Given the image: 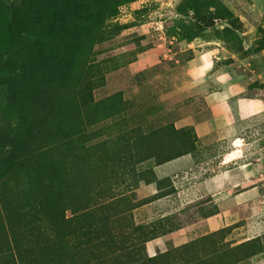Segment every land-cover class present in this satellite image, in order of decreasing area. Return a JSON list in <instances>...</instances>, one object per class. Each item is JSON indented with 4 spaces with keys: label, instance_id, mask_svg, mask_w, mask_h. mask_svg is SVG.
I'll return each mask as SVG.
<instances>
[{
    "label": "rangeland",
    "instance_id": "obj_1",
    "mask_svg": "<svg viewBox=\"0 0 264 264\" xmlns=\"http://www.w3.org/2000/svg\"><path fill=\"white\" fill-rule=\"evenodd\" d=\"M21 2L0 0V264L31 260L28 254L24 260L16 252L14 234L22 217L34 221L47 212L49 220L63 219L69 251L63 264H79L80 255L73 246L78 234L71 232L76 224L90 229L94 222L100 235L130 232V222H160L163 229L175 226L174 231L197 219L196 214L217 211L211 198L184 206L185 201L174 196L158 201L173 193L170 178L162 184L164 196L157 198L159 191L153 195L139 191L141 184L153 179L150 169L155 173L158 165L150 158L136 165L141 173L137 182L141 177L145 180L133 192H127L133 183L128 173L111 178L109 190L101 192L109 201L112 195L127 192L128 202L137 206L119 220L98 222L100 212L94 211L93 219L85 213L93 174L85 177L77 165L86 162L87 156L96 159L97 167L107 164L121 136L132 131L139 136L151 134L173 124L163 115L164 102L172 99L169 85H182L183 65L207 50L216 67H229L239 79L238 95L264 108V0H104L101 17L89 25L90 33L82 36L78 50L69 52L51 30L27 43L15 40L13 7ZM65 54L71 59L62 64ZM190 136L192 152L200 155L198 163L229 149L227 143L200 147L192 131ZM140 144L147 142L142 139ZM91 191V196L97 195V190ZM45 197L50 202L38 204ZM161 211L173 212L161 217ZM102 214L112 215L111 210ZM241 233L230 226L205 235L196 256L208 255L212 264H264V234L252 247L230 250L244 242L246 236ZM85 238L79 235V245ZM148 242L147 255L153 256ZM174 247L167 243L156 254Z\"/></svg>",
    "mask_w": 264,
    "mask_h": 264
},
{
    "label": "trees",
    "instance_id": "obj_2",
    "mask_svg": "<svg viewBox=\"0 0 264 264\" xmlns=\"http://www.w3.org/2000/svg\"><path fill=\"white\" fill-rule=\"evenodd\" d=\"M103 4L104 0H23V2L13 7L14 21L12 26L16 27L11 28L15 40L26 41V43L34 35L42 36L48 30H51L55 32L56 39L65 43L68 52L75 51L78 50V47L75 49L78 43L84 40L82 36L90 33L89 25L103 14L105 10L101 7ZM214 14L220 17V13L215 12ZM65 56L66 58L63 59L62 64L65 60L69 61L71 59V55L65 54ZM48 61L51 66L53 57H50ZM190 131L197 139L192 127L176 128L173 124H167L154 133L141 136L132 131L118 139L117 149L110 153V156L113 157L109 158L107 164L98 167L95 165L96 159H91L88 156L87 159L81 157V160L85 158L86 162L83 161L80 165H77V171L85 177H91L93 174L89 182L91 193L89 192V198L85 201L86 204H89L86 205L85 209L87 210H85V213L93 219L94 211L100 212V217L97 215L98 222H106L109 218L119 220L125 213L132 212L137 205L132 201V203L128 202L131 198L126 193L133 192L139 186V182L145 180L141 177L137 182V176H140L141 173H137L136 165L150 158H155L160 164L192 152L195 147L190 146ZM142 139H145L147 145H137ZM84 148L86 147H82V149ZM44 154L45 152L41 153L42 156ZM150 172L153 179L148 182L156 183L159 191L157 198L166 195L167 193L162 191L165 185L162 184L168 181L169 178L158 179L151 169ZM102 173L103 175H101ZM127 173L132 175L133 183H131L126 193L119 196L112 195L111 201L106 198L107 195L101 194L106 188V192L109 190L108 184L111 183V178L124 176ZM92 189L97 190L96 196H91ZM102 196H104V200L100 201L99 198H102ZM98 200L99 202H97ZM37 202L38 204H45L50 202V199L45 197ZM34 208L36 209V206ZM10 210L7 211L9 217L12 212ZM104 210H111V217L102 214ZM215 212L217 211L210 214ZM44 214L34 218V221L22 217L21 222L18 223V228L15 229L16 252L24 260L27 257L25 254H28L29 259H31L22 264H63V259L69 252L65 244L67 231L63 229L61 223L63 219L60 221L59 217L54 216L50 221L48 213ZM30 222H33V224L30 225ZM94 224V222L90 223V229H86V225L80 227L79 224H76L71 231L78 234L77 241L73 246L74 249H78L79 264H212L209 263L208 255L196 256L197 246L207 236L184 243L166 252L149 256L145 249L146 243L151 239L171 232L175 226L171 225L163 229V224L160 222L147 225L130 222L128 226L130 232L117 231L115 234L104 233L105 235H100L97 231L99 229L98 225ZM25 226H30V228L24 229L18 234L20 228ZM89 230H92L93 236L89 235L91 232ZM79 235L83 238L86 237L80 245ZM259 239V237H255L246 240L230 248V250L234 253L242 247H252L250 245ZM72 264H76V261L74 263L72 261ZM213 264L225 263L220 261Z\"/></svg>",
    "mask_w": 264,
    "mask_h": 264
},
{
    "label": "crops",
    "instance_id": "obj_3",
    "mask_svg": "<svg viewBox=\"0 0 264 264\" xmlns=\"http://www.w3.org/2000/svg\"><path fill=\"white\" fill-rule=\"evenodd\" d=\"M183 69L182 85H169L173 88L167 93L172 99L164 102L163 115L176 128L192 127L200 147H224L227 143L229 149L200 158L199 163L200 155L190 152L154 166L156 177L170 178L174 188L158 201L174 196L177 201L182 198L184 206L211 198L218 210L196 214L192 222L149 241L150 255L166 249L167 243L180 246L230 226L241 229L246 236L243 241L264 234V108L238 95L239 79L229 67H216L211 51L197 54ZM165 98L160 96V100ZM251 129L255 132L252 136L248 134ZM147 190L156 194V183L139 186V191ZM172 212L161 211L160 216Z\"/></svg>",
    "mask_w": 264,
    "mask_h": 264
},
{
    "label": "bare ground",
    "instance_id": "obj_4",
    "mask_svg": "<svg viewBox=\"0 0 264 264\" xmlns=\"http://www.w3.org/2000/svg\"><path fill=\"white\" fill-rule=\"evenodd\" d=\"M228 162V161H227Z\"/></svg>",
    "mask_w": 264,
    "mask_h": 264
}]
</instances>
